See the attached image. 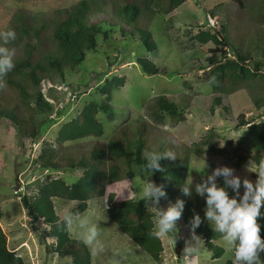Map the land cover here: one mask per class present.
Instances as JSON below:
<instances>
[{
    "label": "rangeland",
    "instance_id": "rangeland-1",
    "mask_svg": "<svg viewBox=\"0 0 264 264\" xmlns=\"http://www.w3.org/2000/svg\"><path fill=\"white\" fill-rule=\"evenodd\" d=\"M78 1L0 0V31L11 28L16 32V39L7 45L15 50L14 61L22 57L27 40H32V43L36 40L34 37L28 39L25 35L20 37L21 20L32 21L36 26L51 24L58 9L71 7ZM240 1L242 7L238 0H186L171 12L156 15L151 23L158 45L154 52H149L137 39L133 23L132 26L126 24L114 14L110 5H106L104 12L92 16V21L102 23L105 29L112 30V37L105 40L99 35L98 48L87 51L85 60L75 71L66 69L65 79L54 75L53 79L42 83V90L53 110L37 114V121H46L39 126L37 140L22 134L10 120H0V225L7 236L9 247L23 257L25 264L72 263L70 258L62 257L54 251L52 245L55 244V239L48 236L41 222H32L17 195L36 193L38 184L47 174L53 178L62 177L69 184L81 175L79 170L41 169L36 158L43 142L57 146V131L63 123L75 118L90 101L103 99L101 90H106L108 79L118 76L125 84L112 93L113 112H101L98 115L105 129L103 136L66 142L60 149L61 154H69L70 150L87 149L97 141L106 143L113 135L125 130L127 125L130 135L142 132L154 148L162 146V140H168L179 148L190 147L208 133L215 134L218 146L222 147L226 139L239 137L247 129V126H238L241 114L250 121L264 120V90L257 87L255 90L260 106H256L251 91L241 89L222 95L226 110L222 106H216L211 111L215 93L204 79L212 68L209 59L216 55L224 61L221 53L223 50L228 52L227 57L230 59L236 58L237 52L235 49L226 50L224 45L213 42L201 43L195 38L201 29L212 30L235 46L243 43L241 49L251 50L255 60L262 59L257 47L264 45V42L256 44L253 38L262 29L264 31V20L260 17L264 2ZM213 10L214 16L211 13ZM139 57L153 60L160 68V73L146 74L137 62ZM248 65L253 68V62ZM160 95H165L169 101L176 103L186 119L176 123L168 114H164L163 122L156 119L154 108ZM189 157L190 171L187 178H193V194L195 184L201 181L199 172L203 171L205 159L209 165L205 170L207 174L218 166H228L235 170V175L241 180L246 178L254 183L257 178L256 173L247 170L248 165L237 166L225 156L210 152L198 155L191 151ZM250 165L253 169L256 168L254 163ZM135 174L130 180L107 185L104 196L88 202V208L99 203V231L105 243L103 255H94L90 251L92 264H114L113 256L116 253L125 257L124 264H157L121 232L105 213L106 200L108 208L142 197L145 174L137 168ZM148 178L153 181L152 175ZM218 184H223L222 178L218 179ZM240 191L242 194L243 188ZM229 194L233 195L231 189ZM54 202L60 217L64 207H75V201L65 198H56ZM170 204L172 203L167 201L160 202L164 209ZM177 227L179 238L175 244L166 237L162 238L163 264H182V250L185 241L191 239L192 232L187 229L182 217L177 221ZM71 235L76 238L72 233ZM196 235L202 239L201 235ZM217 244L225 247L222 239ZM228 259H232V254L228 251L221 258L213 259L203 244L198 264H222Z\"/></svg>",
    "mask_w": 264,
    "mask_h": 264
},
{
    "label": "trees",
    "instance_id": "trees-1",
    "mask_svg": "<svg viewBox=\"0 0 264 264\" xmlns=\"http://www.w3.org/2000/svg\"><path fill=\"white\" fill-rule=\"evenodd\" d=\"M185 1L79 0L71 7L58 9L51 24L42 23L36 26L32 21L21 20L20 37L25 35L28 39L34 37L36 40L34 43L31 42L32 40L25 42L22 57L14 61V69L5 78L7 87L0 90V120L2 118L10 120L22 134L37 140L40 133L39 126L46 123L45 120L37 121V114L53 110L42 90V83L53 79L54 75L65 79L66 69L75 71L85 60L86 52L98 48L99 35L105 40L112 37V30L105 29L102 23L92 21V16L104 12L106 5H110L114 14L126 24L133 23V31L137 39L149 52H154L158 49L151 30L155 16L169 13ZM238 2L242 7L241 1ZM211 13L214 16V10ZM260 17L264 20V6ZM195 38L201 43L213 42L224 45L226 50L235 49L237 52L236 58H228V52L223 50L221 53L224 61L216 55L209 59L212 68L204 79L212 86L215 93L211 111H214L216 106H222L226 110L222 95L241 89L251 91L256 106H260L255 88L264 90V45L257 47L263 58L255 60L251 50L241 49L243 43L236 47L224 36L222 38L212 30L201 29ZM253 39L256 44L263 43V29L256 33ZM137 62L146 74L160 73V68L150 58L139 57ZM249 62H253V68L248 67ZM210 81L214 82L210 83ZM124 84L125 81L118 76L108 79L106 90H101L103 97L101 101H90L75 118L60 126L56 137L57 146L49 142L41 144L40 153L36 158L37 165L41 169L79 170L81 175L69 184L62 177L53 178L47 174L38 184L36 193L17 195L21 198L27 215L32 222H41L48 236L55 239V244L52 246L57 254L70 258L71 264H92L89 248L60 224V216L54 200L65 198L75 201L72 210L83 213L87 210L91 199L105 195L107 185L132 179L136 176V168L143 172L146 164L143 153L146 150L160 153L172 150L177 158L161 159L162 171L153 170L152 173L153 181L157 185H163L167 193L160 202L167 201L174 204L177 199L184 200L181 217L185 226L191 232L190 222L194 214H199L202 223L195 229V233L201 235L203 244L210 251L213 259L221 258L226 253V249L217 244L222 238L219 233L213 231V226L205 219L204 199L193 193L191 196H185L181 191L180 186L187 179L190 171L189 155L191 151L198 155L210 152L227 157L237 166L253 163L257 166L261 158H264V120L250 121L241 114L238 126H247V129L239 137L226 139L222 147L218 146L216 135L208 133L190 147L179 148L168 140H162L163 145L154 148L142 132L130 135L127 125L125 130L113 135L106 143L97 141L91 143L87 149L70 150L69 154H61L60 149L66 142L103 136L105 129L98 115L101 112L104 114L113 112L112 93ZM164 114H168L176 123L186 119L184 112L178 110L176 103L169 101L165 95H160L156 99L154 117L163 122ZM261 212H264L263 207ZM106 213L121 232L157 264H163V241L151 235L154 230V210L148 206L143 197L110 206ZM258 223L261 224L260 234L264 238V217L259 218ZM261 259L264 260V253H261ZM0 264H25L23 257L9 247L1 225ZM222 264H232V259Z\"/></svg>",
    "mask_w": 264,
    "mask_h": 264
},
{
    "label": "clouds",
    "instance_id": "clouds-1",
    "mask_svg": "<svg viewBox=\"0 0 264 264\" xmlns=\"http://www.w3.org/2000/svg\"><path fill=\"white\" fill-rule=\"evenodd\" d=\"M16 39L14 29L0 31V90L7 87L6 77L14 67L15 50L7 45ZM214 81H210L212 83ZM195 139V138H194ZM146 161L142 174H145L142 185V197L148 206L154 210L153 238H168L174 244L179 238L177 221L184 211L185 201L177 199L167 209L160 206V201L167 193L163 185H157L149 179L153 170L162 171L161 159L175 160L177 155L172 150L163 153L146 150L143 153ZM209 165L204 163L201 181L195 184V194L205 201V219L215 233H219L226 251L232 254V264H264L261 253H264V238L261 237V224L258 219L264 217L261 212L264 207V158H261L255 169L249 164L247 170L257 174L253 183L235 175V170L228 166H218L206 173ZM223 179V184H218V179ZM185 196L193 192V178H187L180 186ZM241 188L243 193L241 194ZM229 189L233 195L229 194ZM121 197V196H117ZM107 200L104 207L107 210ZM106 213V212H105ZM100 206L99 203L89 206L81 213L69 207L62 209L60 224L69 230L80 242L87 246L94 255L105 253V243L99 231ZM202 223L199 214H194L191 225V239L185 241L182 250V264H198L203 240L196 235L195 229ZM125 257L116 253L113 256L114 264H124Z\"/></svg>",
    "mask_w": 264,
    "mask_h": 264
},
{
    "label": "crops",
    "instance_id": "crops-1",
    "mask_svg": "<svg viewBox=\"0 0 264 264\" xmlns=\"http://www.w3.org/2000/svg\"><path fill=\"white\" fill-rule=\"evenodd\" d=\"M162 239V238H161ZM163 241V240H162ZM107 264V263H106Z\"/></svg>",
    "mask_w": 264,
    "mask_h": 264
}]
</instances>
